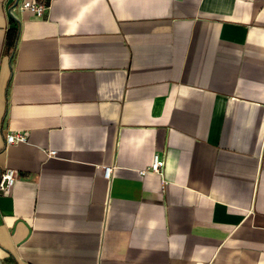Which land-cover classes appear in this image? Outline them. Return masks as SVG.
<instances>
[{"label":"crops","instance_id":"crops-1","mask_svg":"<svg viewBox=\"0 0 264 264\" xmlns=\"http://www.w3.org/2000/svg\"><path fill=\"white\" fill-rule=\"evenodd\" d=\"M34 1L0 0V264H264V0Z\"/></svg>","mask_w":264,"mask_h":264},{"label":"built area","instance_id":"built-area-1","mask_svg":"<svg viewBox=\"0 0 264 264\" xmlns=\"http://www.w3.org/2000/svg\"><path fill=\"white\" fill-rule=\"evenodd\" d=\"M49 7V3L34 1V0H23L22 8L30 9L38 15H43ZM28 139L27 133L22 131H17L13 133H9L6 136V143L12 144L20 141H26ZM51 153H55V150L50 151ZM164 159L160 156L159 153H156L153 159V162L147 169H143L142 173H147L148 171L162 173L164 168ZM113 173V167L108 165L105 166L104 175L107 178H110ZM18 178V171L15 168H6L0 173V191L1 192H9L14 186L16 180Z\"/></svg>","mask_w":264,"mask_h":264}]
</instances>
